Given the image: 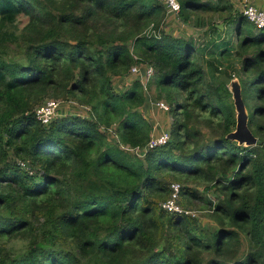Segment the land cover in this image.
I'll return each mask as SVG.
<instances>
[{
    "label": "trees",
    "instance_id": "1",
    "mask_svg": "<svg viewBox=\"0 0 264 264\" xmlns=\"http://www.w3.org/2000/svg\"><path fill=\"white\" fill-rule=\"evenodd\" d=\"M178 1L202 36L173 33L160 0H0V264H264V29L246 32L233 0ZM236 19L240 77L205 55L227 52L214 35ZM136 66L153 76L115 92ZM222 76L239 80L261 145L227 139L237 114ZM151 80L174 122L144 154ZM48 99L89 113L44 125ZM172 181L185 183L183 212L163 208Z\"/></svg>",
    "mask_w": 264,
    "mask_h": 264
},
{
    "label": "rangeland",
    "instance_id": "2",
    "mask_svg": "<svg viewBox=\"0 0 264 264\" xmlns=\"http://www.w3.org/2000/svg\"><path fill=\"white\" fill-rule=\"evenodd\" d=\"M264 2V0H262ZM237 10H240L241 12L243 11V7L244 5H255L253 4L252 0H233ZM256 6V5H255ZM238 12V11H236ZM167 20L169 22V24H171V28L170 30H172L173 33L175 34H182L188 38H190V35H200L202 36L203 34L200 33V31H196V29H194V27H190L188 25L183 24V22L181 20H179L175 15L173 14H168ZM28 22L27 17L21 16L19 18L18 21V26L20 28H23ZM216 24H218L219 26L222 25L224 28L223 21L221 20H216ZM236 24H238V20L236 19L234 21L233 24H226V28L224 30V34L222 36H218V35H214L215 41H219V42H223V38L225 39V41H227V52L222 53L221 50H216L214 48V50H216V53H211L212 50H208L207 52H205L206 58L208 59H212V62L216 65H219L222 68V71H224L227 74L232 75V73L234 74V77H238V75L240 74V67H241V61L238 58V56L236 55L237 51H238V42H236V36H235V30H236ZM243 29H245L246 32L251 31L254 32L255 28L254 25L249 22L247 20V22L243 23ZM223 33V30H222ZM189 34V35H187ZM235 37V38H234ZM198 38V37H197ZM196 39V38H195ZM207 39L206 38H201V41L198 42H206ZM7 51L11 52L8 56V58H15L16 60H23V53L19 52L18 49L15 46H10L7 47ZM203 51H200L199 55H203L202 53ZM211 53V54H210ZM203 64V63H202ZM143 69L142 72L145 75V72L147 70V68H141ZM205 70L209 76V78L211 80L215 79V72L212 71L210 69L209 66H205ZM144 75L141 74V76H136L134 74L129 73L128 76L126 77H118L114 79V86H115V92L117 93H122L125 92L127 89H129L132 84L137 81L140 80V82H143V84H146V82L148 81L149 78H144ZM240 77V75H239ZM144 92L146 94L147 97V102L145 103V105L143 106V108L141 109V113L143 115V117L149 122V124L152 127V136H158L159 134L162 133H169V135L171 136V132L170 129L173 126V122H174V117L173 114L171 113V111H166L165 109H162L161 107L158 106V103L163 102L166 106L170 107L169 102L167 101V99L164 97L159 99V96L161 95L160 90H158V88H156V84L154 83L153 80L150 81L149 85L145 86L144 88ZM49 100V99H48ZM53 100V99H51ZM50 101V100H49ZM48 102V101H47ZM54 102H57L56 104L59 105L57 114L60 115V113L62 115H70V114H88L89 111H85V108H81L79 107L76 103L73 102H63L62 100H55ZM87 116V115H84ZM198 129H201V131L203 132L204 135H209V130L205 129V127H203L202 125H198L196 126ZM115 130L116 127H112V131L108 132L107 135H109V142H116L117 141V136L115 134ZM136 153L139 154L140 151H131L130 153ZM171 183H176V184H180L181 186H184L185 183L182 182H177V181H172L169 182ZM188 186L193 187V188H197V186H193L192 184H188ZM202 188V186H200V189ZM179 206L182 208L180 202H179ZM194 216L199 217V212L198 211H194V213H192ZM201 221L203 222V224H207L209 225L212 229L215 228V223H213L212 221H210L208 218H201Z\"/></svg>",
    "mask_w": 264,
    "mask_h": 264
},
{
    "label": "built area",
    "instance_id": "3",
    "mask_svg": "<svg viewBox=\"0 0 264 264\" xmlns=\"http://www.w3.org/2000/svg\"><path fill=\"white\" fill-rule=\"evenodd\" d=\"M166 6L168 13L175 15L176 17L179 16L181 11V5L178 0H160ZM243 15L247 18L249 22H251L257 29L263 30L264 29V9L258 8L255 5H244ZM147 68L145 75L142 72L143 69ZM154 70L149 67H142L136 66L132 69V74L136 76L144 75V78H151L153 76ZM54 100H50L43 104L41 107L38 108L36 112L37 119L43 123L44 125H49L52 120L57 116V111L59 105L56 104ZM158 106L166 111L170 110V107L166 106L163 102L158 103ZM170 140L169 133H162L158 136H152L151 141L149 142L148 146L144 150V154H147L148 151L153 150L157 147L163 146L168 143ZM140 151V150H135ZM141 153V151H140ZM142 154V153H141ZM172 194L169 200L164 203L163 208L170 212H183V209L179 206L180 202V193L182 190V186L180 184L173 183L171 185Z\"/></svg>",
    "mask_w": 264,
    "mask_h": 264
},
{
    "label": "water",
    "instance_id": "4",
    "mask_svg": "<svg viewBox=\"0 0 264 264\" xmlns=\"http://www.w3.org/2000/svg\"><path fill=\"white\" fill-rule=\"evenodd\" d=\"M220 27L223 28L222 25ZM221 81L229 87L232 93L237 114L236 130L230 133L227 139L237 142L239 146L255 147L261 145V141L255 137L249 128V112L242 97V88L239 80L237 78L232 80L226 76H222Z\"/></svg>",
    "mask_w": 264,
    "mask_h": 264
},
{
    "label": "crops",
    "instance_id": "5",
    "mask_svg": "<svg viewBox=\"0 0 264 264\" xmlns=\"http://www.w3.org/2000/svg\"><path fill=\"white\" fill-rule=\"evenodd\" d=\"M253 4H259L262 8L261 9H264V2L262 0H252Z\"/></svg>",
    "mask_w": 264,
    "mask_h": 264
}]
</instances>
